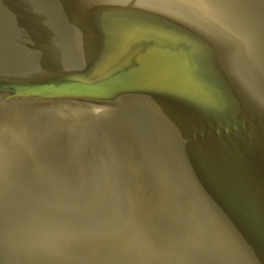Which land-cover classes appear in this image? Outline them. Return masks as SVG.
<instances>
[{
  "label": "water",
  "instance_id": "95a60500",
  "mask_svg": "<svg viewBox=\"0 0 264 264\" xmlns=\"http://www.w3.org/2000/svg\"><path fill=\"white\" fill-rule=\"evenodd\" d=\"M0 264H264V0H0Z\"/></svg>",
  "mask_w": 264,
  "mask_h": 264
}]
</instances>
